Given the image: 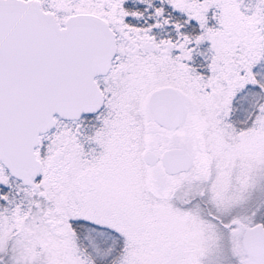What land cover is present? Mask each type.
<instances>
[{"label": "snow or ice", "instance_id": "obj_1", "mask_svg": "<svg viewBox=\"0 0 264 264\" xmlns=\"http://www.w3.org/2000/svg\"><path fill=\"white\" fill-rule=\"evenodd\" d=\"M0 264H264V0H0Z\"/></svg>", "mask_w": 264, "mask_h": 264}]
</instances>
